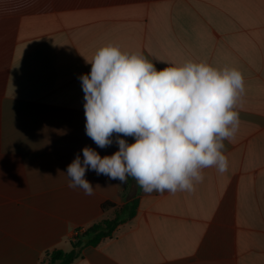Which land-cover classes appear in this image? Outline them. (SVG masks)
<instances>
[{"label": "crops", "instance_id": "1", "mask_svg": "<svg viewBox=\"0 0 264 264\" xmlns=\"http://www.w3.org/2000/svg\"><path fill=\"white\" fill-rule=\"evenodd\" d=\"M110 43L158 70L203 61L242 72L225 172L206 168L193 192L175 194L92 170V195L67 186L59 172L85 146L118 150L115 133L103 149L86 135L79 80ZM134 198L135 217L74 264H264V0H0V264H48L114 217L103 203Z\"/></svg>", "mask_w": 264, "mask_h": 264}, {"label": "clouds", "instance_id": "2", "mask_svg": "<svg viewBox=\"0 0 264 264\" xmlns=\"http://www.w3.org/2000/svg\"><path fill=\"white\" fill-rule=\"evenodd\" d=\"M86 61L90 72L79 76L86 135L103 149L115 133L118 150L101 157L85 146L82 158L77 154L59 172L69 188L92 195L100 187L85 178L92 170L119 185L132 177L146 194L193 192L204 169L227 170L224 141L238 131L237 106L245 91L239 69L187 61L158 70L142 53L111 43Z\"/></svg>", "mask_w": 264, "mask_h": 264}, {"label": "trees", "instance_id": "3", "mask_svg": "<svg viewBox=\"0 0 264 264\" xmlns=\"http://www.w3.org/2000/svg\"><path fill=\"white\" fill-rule=\"evenodd\" d=\"M138 202L139 199L134 198L130 203L120 209L111 202L103 203V212L115 210L114 217L103 219L84 231L79 230L71 241V251H52L48 255V264H74L81 257L85 247L99 245L104 240L111 238L119 226L132 220L136 215Z\"/></svg>", "mask_w": 264, "mask_h": 264}]
</instances>
